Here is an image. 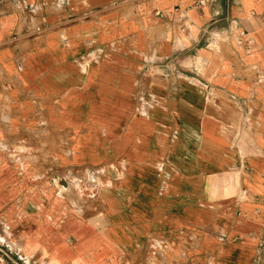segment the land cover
<instances>
[{
	"label": "crops",
	"instance_id": "obj_1",
	"mask_svg": "<svg viewBox=\"0 0 264 264\" xmlns=\"http://www.w3.org/2000/svg\"><path fill=\"white\" fill-rule=\"evenodd\" d=\"M135 252L264 264V0H0V264Z\"/></svg>",
	"mask_w": 264,
	"mask_h": 264
},
{
	"label": "rangeland",
	"instance_id": "obj_2",
	"mask_svg": "<svg viewBox=\"0 0 264 264\" xmlns=\"http://www.w3.org/2000/svg\"><path fill=\"white\" fill-rule=\"evenodd\" d=\"M149 258L146 257V254L144 252H135L132 253L131 256L119 255L116 259L114 264H171V262H168L167 259H164L159 254H149ZM172 264L176 263V261L172 260Z\"/></svg>",
	"mask_w": 264,
	"mask_h": 264
},
{
	"label": "built area",
	"instance_id": "obj_3",
	"mask_svg": "<svg viewBox=\"0 0 264 264\" xmlns=\"http://www.w3.org/2000/svg\"><path fill=\"white\" fill-rule=\"evenodd\" d=\"M203 3H204V1H200L198 3V5H202ZM245 38H246V35L243 33H240L239 37L237 39V44L241 46L243 44V42H244L243 40H245ZM249 43H250L249 41L246 42L247 45H249Z\"/></svg>",
	"mask_w": 264,
	"mask_h": 264
}]
</instances>
